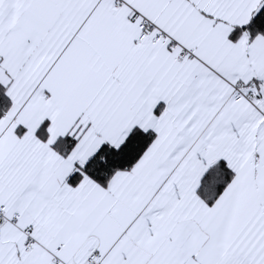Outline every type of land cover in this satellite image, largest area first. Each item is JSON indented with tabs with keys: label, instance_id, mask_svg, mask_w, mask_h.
<instances>
[{
	"label": "crops",
	"instance_id": "1",
	"mask_svg": "<svg viewBox=\"0 0 264 264\" xmlns=\"http://www.w3.org/2000/svg\"><path fill=\"white\" fill-rule=\"evenodd\" d=\"M263 5L0 0V264H264V38L230 39ZM141 18L153 27L137 43ZM136 127L156 137L130 171L69 184ZM217 160L234 176L207 206L197 188Z\"/></svg>",
	"mask_w": 264,
	"mask_h": 264
},
{
	"label": "trees",
	"instance_id": "2",
	"mask_svg": "<svg viewBox=\"0 0 264 264\" xmlns=\"http://www.w3.org/2000/svg\"><path fill=\"white\" fill-rule=\"evenodd\" d=\"M242 34H246L249 41L261 36L264 38V5L259 9L250 22L241 28H236L230 35L236 41ZM12 106V100L5 88L0 84V118L4 117ZM45 122L37 131V136L47 140ZM154 131H144L134 128L117 147L102 145L85 163L80 173L69 179L71 186H76L83 177L101 187H106L110 179L117 173L130 171L139 161L144 152L155 139ZM76 145V141L68 136L58 138L53 149L62 157L68 156ZM234 173L226 166L223 160H217L206 171L197 188L198 197L207 205L212 206L223 190L231 182Z\"/></svg>",
	"mask_w": 264,
	"mask_h": 264
},
{
	"label": "built area",
	"instance_id": "3",
	"mask_svg": "<svg viewBox=\"0 0 264 264\" xmlns=\"http://www.w3.org/2000/svg\"><path fill=\"white\" fill-rule=\"evenodd\" d=\"M120 3L121 0H118ZM153 25L145 20L144 18H141L139 22L137 23V30H138V35L136 38L137 43H142L145 42L149 36L150 32L149 29H151ZM151 42L153 44L159 45L161 47L168 48L170 50L173 49H179V57L183 58L187 54V50L183 47H180L168 34H166L164 31H157L156 34L153 35ZM244 95L241 92L240 86H235L234 87V96L233 99L234 101H240L241 99H244ZM6 211V208L4 206H0V213H4ZM20 218V215L18 213L14 214L11 218L12 222L17 221ZM32 231V226H28L27 232L28 234L31 233ZM28 242L26 243V252H31L33 250V241L31 238V235L28 236ZM101 262V257L98 253L93 252L92 255L89 258V263L90 264H100Z\"/></svg>",
	"mask_w": 264,
	"mask_h": 264
}]
</instances>
